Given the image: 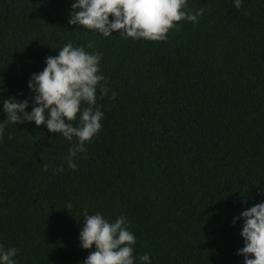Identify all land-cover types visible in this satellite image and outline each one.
Listing matches in <instances>:
<instances>
[{"label": "trees", "instance_id": "1", "mask_svg": "<svg viewBox=\"0 0 264 264\" xmlns=\"http://www.w3.org/2000/svg\"><path fill=\"white\" fill-rule=\"evenodd\" d=\"M75 2L0 0V122L2 101L29 99L31 76L69 42L94 44L86 51L102 54L109 88L97 89L102 130L75 170L71 142L46 125L5 127L0 245L17 249V264H82L96 250L80 247L87 208L127 218L137 264L145 254L149 264H244V221L233 220L264 202V0L239 11L234 0H187L203 16L165 41L70 25Z\"/></svg>", "mask_w": 264, "mask_h": 264}, {"label": "clouds", "instance_id": "2", "mask_svg": "<svg viewBox=\"0 0 264 264\" xmlns=\"http://www.w3.org/2000/svg\"><path fill=\"white\" fill-rule=\"evenodd\" d=\"M241 5L242 0H234L233 7L237 11ZM203 14V8L195 12L189 9L187 0H77L72 5L68 23L106 38L118 33L123 39L165 41L170 30L178 29L181 21L198 23ZM86 48L92 49L94 44L91 41L84 47L71 42L65 44L58 56L47 57L42 72L31 76L29 99L10 97L2 101L7 120L0 122V138L8 124L46 125L50 132L59 133L71 142L66 159L71 169L77 168L74 158L86 153V143H91L102 130L103 112L95 107L97 89L101 98L109 93L108 82L100 74L102 54L88 52ZM111 98L116 99L115 92ZM30 102L31 112L27 111ZM78 114L79 124L74 126ZM44 167L47 170V165ZM63 170L62 166L57 169L58 172ZM71 207L69 203L67 208ZM83 219L80 247L90 250L95 245L96 250L90 252L82 264H137L136 237L129 230L126 217L109 222L100 213L89 215L85 208ZM240 219L244 221L241 236L245 244L238 254L244 257V264H264V202L243 211L234 218L233 225ZM16 255V248L5 249L0 245V264H17ZM138 259L140 264L150 262L148 254Z\"/></svg>", "mask_w": 264, "mask_h": 264}]
</instances>
